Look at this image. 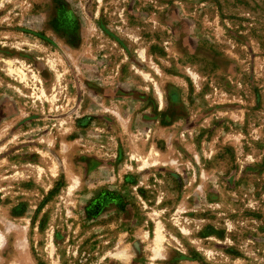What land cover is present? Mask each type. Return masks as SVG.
<instances>
[{
	"label": "rangeland",
	"instance_id": "374dc122",
	"mask_svg": "<svg viewBox=\"0 0 264 264\" xmlns=\"http://www.w3.org/2000/svg\"><path fill=\"white\" fill-rule=\"evenodd\" d=\"M0 264H264V0H0Z\"/></svg>",
	"mask_w": 264,
	"mask_h": 264
},
{
	"label": "bare ground",
	"instance_id": "6f19581e",
	"mask_svg": "<svg viewBox=\"0 0 264 264\" xmlns=\"http://www.w3.org/2000/svg\"><path fill=\"white\" fill-rule=\"evenodd\" d=\"M14 69V68H13ZM19 75V74H18ZM23 75V74H22ZM22 75H20L21 77H22ZM19 77V76H18ZM157 237L159 238L160 236L159 235H157Z\"/></svg>",
	"mask_w": 264,
	"mask_h": 264
}]
</instances>
